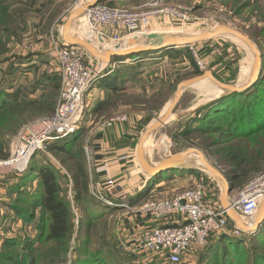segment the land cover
<instances>
[{"label":"rangeland","instance_id":"obj_1","mask_svg":"<svg viewBox=\"0 0 264 264\" xmlns=\"http://www.w3.org/2000/svg\"><path fill=\"white\" fill-rule=\"evenodd\" d=\"M9 1L12 3L14 1L17 2L22 0ZM153 1L154 0H105V2L102 3L107 6L110 4L113 5L109 7H119L133 10L145 7L151 4ZM159 1L162 2L164 8L167 9L168 12H166L164 15L153 16L149 25L143 30H139V33H135L136 31L127 33L121 31L118 32L116 29L107 28L105 29V32H107L106 34L108 38L105 39V41L101 40L98 33L95 32L90 34L91 30L86 24L83 12V14H81L75 20L73 19L71 21L69 34L71 32L73 36H68H70V38L74 37L79 40H84L85 42L88 41L98 48V50H107L115 45V47L126 50L124 52H127L134 47L145 44L147 37L150 35L173 33L183 35L204 34L211 32L212 30H215L221 26L236 30L250 38L261 54L262 68L264 62V0ZM93 2H95V0H41L38 3V5H41L39 6L40 9L39 7H36L33 11L27 12L24 17V22L19 17H13L12 20H9L7 25L8 31L5 35V40L10 50L8 57H12L13 55H34L32 57L34 59L33 64L38 66V72L32 71L31 73V69L28 68L31 77L35 75L39 76L42 73H49L52 75H57L61 78L57 60L53 58L50 53L52 50H54L56 45L65 44V26L71 14L75 10L81 9L83 6H87ZM245 4H247V6H245ZM17 7L20 8L19 5ZM99 28V30H101V27ZM116 34H118L120 38L125 37L122 39L125 41L124 44L121 43L122 40L113 44L114 42L111 40V37ZM217 36L218 34L215 37ZM187 50V53H185L186 50L182 51V54L185 56V61L182 63L179 59H170V54L171 56L176 54V51H173L174 53H172L171 50L154 55H148L151 57L148 61L146 57H141L142 62L138 66L139 71L146 70L148 67H151L152 69H155V71L151 73V76L148 77L147 75L141 74L140 81L134 83V91L114 94V98H112L109 103L111 108L104 111L103 113H100L98 118L91 120L94 121V123L90 127V130H77L71 136L75 135V137L79 136V138H81L80 133L82 132L87 133L88 131L92 132L97 129H104L109 127V124L112 125L118 121L131 122L132 126L134 125L135 132L136 129H138L140 126H143L142 132L139 135L137 134L136 140L134 141L133 147L136 148L133 152V158H129L130 161H134L135 153L137 154L139 144L143 137H145L149 127L158 119L165 118L167 116V113L173 104L178 86L182 82L198 77L192 75L194 67L191 65L189 55L191 56V59L197 64L199 69L203 72L199 76H203L205 73L211 72L213 77L219 82L231 85L237 84V87L245 86L252 77L251 68L255 57L251 53L247 44L237 38H234L233 36L220 35L213 40L199 43L196 46H190ZM82 52L86 54L87 60L92 58L93 64L95 66L98 64V61L94 59L89 53H87L86 50L82 49ZM195 55H197L198 60H196ZM199 63L202 64V67L199 66ZM23 80L24 79H22L21 82ZM223 93V90L208 78H205L200 83L184 90L175 108H173L171 113L165 118V124L160 127L159 130L148 134L149 137L147 138L149 141L147 143L146 139L143 141L141 149L143 151L142 156L144 161L146 162V158L151 164L157 161L161 163L173 155L188 150H196L202 155L204 160H206L211 166L215 167L222 175H224L223 171L220 170L218 166H216L217 160L213 155L215 149L203 151L200 148L190 146V142L195 139V137H193L194 135L189 137L186 141H184L182 138H175L177 137L178 132H180V129L187 117L194 114V112L199 109L198 107L205 106L214 100L216 101L217 98L221 97V94ZM86 97L87 95L84 98V110L79 119L78 128L82 119L85 117L84 115L86 114L85 107L88 104ZM115 106L117 107L115 108ZM101 117L103 118L101 119ZM123 118L125 119L123 120ZM148 119H151V122L145 126V121ZM42 122H44V120L36 119L28 124H25L19 132L30 129L37 130ZM14 137L15 135L8 140L9 153L11 144L14 141ZM80 143H82L81 145L84 147V153L86 157V166L89 174L90 184L89 191L92 198L97 200L93 196V183L100 182L101 184H107L110 180L115 182V179L111 177L106 181L95 180L90 168V158L92 157L90 149L91 147L89 145L90 143L85 140H81ZM47 148L48 146L45 148V150L40 152L43 153L46 158L53 161L54 164L59 165L58 168L61 166L63 169L61 172H63L72 183L71 167L73 166V163L69 161V163L62 166L60 161L63 158H69L66 156L64 157L63 155L53 154ZM75 151L76 147L74 149V152ZM188 156L193 160L201 161L200 156L196 154V152H191ZM198 166L204 169L199 171L203 173L201 177L203 179L202 182L199 178L198 181L194 183H188V185L181 189L180 193L177 195L171 196L155 194V197L174 198L186 191L196 189L199 187V185H201L203 188L205 201L215 205V202L221 194V190L216 188L215 179L206 171V168L203 167L202 163L198 162ZM141 169L142 168L140 166V170ZM27 170L23 174H17L11 171L10 175H8L9 178H0V240L14 236L20 238H31L40 234L39 229L35 227L36 223L34 221L36 219L29 221V224L25 223L23 219L13 224L10 221V218L7 219L5 216V213L8 212L5 204H9L11 200H15V198L18 196L14 193V191H17V188L13 189L14 184L16 183L17 178L24 175ZM141 172H144V170L142 169ZM105 173L109 177L108 171ZM263 176L264 174L256 176V178L252 180L245 188L230 193L232 200L246 192ZM37 182H39L38 179L33 181L32 184L28 182V189H34ZM170 186L172 187L174 184H171ZM10 189L11 191H9ZM111 192H103V195H110ZM62 195L64 196L65 200L71 203L72 207V221L74 228L70 239V245L74 247V245L77 243L75 239L77 237H82V240H86V244L82 249L84 252H96L98 250L101 252L99 257H97L99 260V263L97 264H155V262L159 264H165L163 263L164 260H161L153 255L145 253H134L133 255V251H136L135 246L133 245V242L130 243L127 241L130 235L125 236L122 234L123 227L120 222L123 220V214L133 213L137 215V207H133L131 210L128 209L127 212H121L124 211V206H127V204H120V207H113L101 202H97L95 206L89 210H86V207H84L82 203H77L74 201L72 186L70 183L69 187H64ZM262 204L263 201L260 202L258 207L259 209L252 220H248L246 222L244 220L243 221L247 224H253L255 219H257L259 212L261 211L260 208ZM139 205L140 203H138V206ZM24 208L27 209V207ZM28 210H30V208H28ZM35 214L38 217L39 210L36 209ZM238 218L240 217L238 216ZM44 225L46 226V224L42 223V226ZM263 227L262 229L261 227L256 229L254 232L242 231L239 235L232 234L233 237L240 239L241 245L239 246V249L243 255L240 259H236L235 262L238 261V263H235L233 260L230 262V264H250L253 256H255L257 253H264V249H261L260 251L255 249L253 250V253H247L245 251L246 248L249 249L251 243L254 245L260 244L258 240H253L256 238V236H258V239L264 238ZM261 232L263 233L261 234ZM133 239L136 240V238ZM0 243L2 242L0 241ZM1 245L2 244H0V249L3 250ZM50 247L51 245H48L47 248ZM202 250L203 249H197L194 255H190V253L187 252L186 255L181 259L180 264H210L205 263L204 260L200 259ZM13 251H15L16 254L23 253V251L18 248L14 249ZM54 256L55 251L51 250L45 253L43 258L46 262H50V264H58L57 260H54ZM95 260L97 259H92L91 264H96L94 263ZM213 260L214 257L212 254L209 257L208 262H212ZM8 263L9 262H0V264Z\"/></svg>","mask_w":264,"mask_h":264},{"label":"trees","instance_id":"obj_2","mask_svg":"<svg viewBox=\"0 0 264 264\" xmlns=\"http://www.w3.org/2000/svg\"><path fill=\"white\" fill-rule=\"evenodd\" d=\"M40 1L22 0L11 3L9 0H0V160L9 157L8 140L16 136L25 124L53 116L59 99L60 77L49 73L31 77L29 69L31 73L38 72V66L33 64L34 55L8 57L10 50L5 35L9 20L19 17L24 22L25 14L41 6L38 5ZM102 2L105 0H98V3L103 4ZM18 5L20 8L17 7ZM187 49L189 47L172 49V53L176 51V54L174 56L170 54V59L184 62L185 56L182 51L186 50L187 53ZM165 51L168 50L137 54L130 58L136 59ZM125 59L128 58L115 56L111 58V63L115 64ZM189 59L194 67L192 75H201L203 72L190 55ZM22 79L24 80L21 82ZM150 122L151 119L146 120L145 126ZM142 128L143 126H140L136 129V134L139 135ZM191 136L195 139L190 142V146L203 151L215 149L213 155L217 160L216 166L223 171L231 193L245 188L256 176L264 174V62L257 82L250 88L202 106L187 117L175 138L186 141ZM74 137L75 135L69 136L49 142L47 145V149L53 154L69 158L60 161L62 166L69 161L73 163L72 183L61 172L62 167L58 168L59 165L54 164L41 152L34 154L27 172L17 178L13 189L17 188L14 193L18 196L9 204H5L8 210L5 216L7 219L10 218L13 224L22 219L29 224V221L36 219L35 227L39 229L40 234L31 238L14 236L1 239L3 250L0 249V262L50 264L44 260L43 255L52 250L55 251L54 260H57L58 264H91L92 259H97L94 263H99L97 257L101 252L99 250L84 252L82 249L86 240H82V237L75 239L77 243L74 247L70 245L74 225L71 203L62 195L64 187H69L70 183L74 201L82 203L86 210L98 202L92 198L89 191V174L84 147L80 143L81 138ZM37 179L39 182L35 188L28 189L27 183L32 184ZM36 209L39 210L38 217L35 214ZM42 223L46 226H42ZM263 226L264 224L261 229ZM234 230V227L228 225L227 234L212 236L203 248L200 259L210 264H230L231 261L240 259L243 255L239 249L240 239L230 234ZM255 240L260 244L251 243L249 249H245L247 253H253L255 249L257 251L264 249V238L258 239L256 236L253 241ZM48 245L51 247L47 248ZM16 248L23 253L16 254L13 251ZM212 254L214 260L208 262ZM155 264L159 263L155 262ZM250 264H264V253L253 256Z\"/></svg>","mask_w":264,"mask_h":264},{"label":"built area","instance_id":"obj_3","mask_svg":"<svg viewBox=\"0 0 264 264\" xmlns=\"http://www.w3.org/2000/svg\"><path fill=\"white\" fill-rule=\"evenodd\" d=\"M166 12L168 10L159 0L133 10L97 3L85 11L84 19L90 30L98 33L105 41L108 38L105 32L107 28L118 32L139 33V30L149 25L153 16L164 15ZM111 38L115 44L125 37L120 38L116 34ZM50 55L57 60L61 75L56 111L37 130H23L14 137L9 157L0 160L1 169L9 168L14 173L23 174L35 153L45 150L49 142L69 137L78 130L79 119L84 110V98L98 79L101 66H95L91 59L87 60L81 48L67 44L56 45ZM195 57L198 60L197 55ZM199 66L202 67V64L199 63ZM115 186L112 180L107 184L95 182L93 196L98 202L110 205L103 192H111ZM263 199L264 176L246 192L231 200L229 207L246 222L254 218ZM124 207L130 209L128 205ZM137 208L139 214L158 222L172 217L180 220L181 223L177 225L147 229L134 244L136 251L133 254L153 255L164 260L165 264H180L191 247L203 249L212 236L228 233L227 212L205 201L201 185L174 198L152 196ZM240 233L235 228L234 234Z\"/></svg>","mask_w":264,"mask_h":264},{"label":"crops","instance_id":"obj_4","mask_svg":"<svg viewBox=\"0 0 264 264\" xmlns=\"http://www.w3.org/2000/svg\"><path fill=\"white\" fill-rule=\"evenodd\" d=\"M69 35H72L71 32ZM64 43L66 44L65 41ZM146 58L148 61L151 57L146 56ZM90 59L92 60V58ZM96 60L98 61L97 66H102L99 59ZM141 62V58H128L124 61L108 65L88 91L86 97L88 104L85 107L86 114L84 115L85 117L82 119L78 130H90V127L94 123V121L91 120L98 118L100 113L111 108L109 103L110 100L114 98V94L134 91V83L140 81L141 74L147 75L148 77L151 76V73L154 72L155 69L148 67L146 70L139 71L138 66ZM116 107L117 106H115V108ZM102 118L103 117H101V119ZM80 136L82 141L85 140L90 143L89 145L92 154V157L90 158V168L95 180L106 181L111 177L115 179L116 186L110 195H107L110 202L109 206L120 207V204H127L128 207L131 206L129 209L131 210L133 207H138V203L142 204L144 201L148 200V198L155 196V194L177 195L180 193L181 189L188 185V183L198 181L203 175V173L199 172L203 168L198 166V162H202L200 160L192 159L189 161V165L185 164L182 165V168L163 172L162 175H156L157 177L153 176L151 183H146L145 181L148 176L145 170L144 172H141L143 168L141 167L142 169L140 170L137 154L135 153L134 161H130L129 159L133 158V152L136 148L133 146L137 137V134L134 131V125L132 126V123L129 121H118L104 129H97L92 132L88 131L87 133L82 132L80 133ZM145 160L147 164H151L146 158ZM153 165L150 166L153 167ZM187 166H190L191 169H188ZM104 171H108L109 177ZM10 173L11 169L9 168L1 169L0 178H9L8 175H10ZM171 184H174V186L171 187ZM215 185L216 188L221 190V194L215 202V205L224 211L225 205L221 200L223 188L217 181L215 182ZM231 200L232 198L229 194L226 206L229 207ZM127 210L128 209L125 208L124 211L121 212H127ZM228 220L229 226L237 228V225L231 218H229V216ZM120 223L123 227L122 234L125 236L130 235L128 238L129 240L127 239V241L130 243L133 242L134 245L149 228L173 226L180 224L181 222L173 217L158 222L140 215L139 213L137 215L133 213H125L123 214V220ZM133 238H136V240ZM195 251H197V249L191 247L188 253L194 255Z\"/></svg>","mask_w":264,"mask_h":264},{"label":"water","instance_id":"obj_5","mask_svg":"<svg viewBox=\"0 0 264 264\" xmlns=\"http://www.w3.org/2000/svg\"><path fill=\"white\" fill-rule=\"evenodd\" d=\"M97 3H98V0H95V2H93L92 4H89L87 6H83V8L77 9L71 14V16H70V18H69V20L65 26V42L67 45H69L71 47L82 48V49L86 50L87 53H89L94 58L99 59L101 64H102L101 68H99V71H100L99 76L108 67V65L111 64V58L115 57V56L122 57V58H130L131 56L137 55V54L160 52L162 50L181 49V48L197 45V44L205 42V41L213 40L220 35L233 36L234 38L241 40L242 42H244L245 44H247L249 46V49L255 58H254V63H253L252 68H251V70H252L251 76L252 77L249 79L248 83L245 86L237 87V84L231 85V84L221 83L213 77L211 72H207L203 76H198L192 80L182 82L178 86L177 92L175 94V98L173 100V104H172V107L170 110V113L173 110V108H175L177 103L179 102V99L181 97L182 92L184 90H186L187 88L200 83L205 78L210 79L220 89L223 90L224 93L221 94V97L217 98V100L224 97V96H227V95L244 92L245 90L250 88L255 82H257V80L259 78V74L261 72V54H260L259 50L256 48V46L253 44V42L250 40L249 37L245 36L244 34L238 32L236 30L221 27V26L219 27L220 31H219L217 37H215L211 34H207V33L206 34H195V35L194 34L193 35H183V34H178V33L160 34V35L154 34V35H150L147 37V41L145 42V44H143L141 46L134 47L127 52L108 51V52H105L104 54H101L99 50L95 49L88 42L79 40L77 38H70V36H68L71 21L73 19L75 20L77 17H79L81 14H83V12L85 13L86 10L90 9L92 6L96 5ZM254 71H255V73H254ZM198 108H200V107H198ZM164 124H165V119H158L155 123H153L149 127V129L147 130V133L145 134V137L148 134H151V133L155 132L156 130H159L160 127H162ZM145 137H143V139L141 140V142L139 144V147L137 150V154H138L137 157H138V161H139L140 166L147 173L148 178H146V181H145L146 183L147 182L151 183L153 176H156L160 173H163V172H166L169 170H175L176 168H182L183 167L182 165H185V164L189 165L190 164V162H189L190 160L188 159L189 153H191V152L195 153L196 152V154H198L200 156L203 167L206 168V171L223 188V194H222L221 200H222L223 204L225 205L224 210L227 212V215L229 216V218H231L235 222V224L237 225L236 229H238L241 232L242 231L243 232H254L256 229H259L264 224V200H263V204L260 208L262 210L261 211L262 213H261V216L257 219L256 226H254V227L250 226V225L247 226V225H243L240 222V220L238 219V216L232 210H230V207L226 206V203L228 201V196L231 193L230 185L228 186L227 179L215 167L211 166L206 160H204V158H202V155L198 151L188 150V151H185V152L171 156L170 158L164 160L163 162H161L159 165H157L155 167L149 166L143 160V157H142L143 151L141 148H142V143L145 140ZM187 168L191 169L190 166H187ZM230 234L234 235V231L231 232Z\"/></svg>","mask_w":264,"mask_h":264},{"label":"bare ground","instance_id":"obj_6","mask_svg":"<svg viewBox=\"0 0 264 264\" xmlns=\"http://www.w3.org/2000/svg\"><path fill=\"white\" fill-rule=\"evenodd\" d=\"M219 31H220V28H216L215 30H212L211 32H207V34H211V35H213V36H216L218 33H219ZM91 33H94V32H92V31H90V34ZM204 34H206V33H204ZM72 38H74V37H72ZM82 41H84V40H82ZM86 42H88V41H86ZM89 44H91L90 42H88ZM122 44H124L125 43V41L124 40H122V42H121ZM95 49H97L98 50V48H96L93 44H91ZM122 48V47H121ZM110 50H112V51H115V52H124V51H126V50H122V49H119L118 47H115V45L112 47V48H109V49H107V50H99L100 51V53L101 54H104L105 53V51H110ZM255 73V72H254ZM172 107V106H171ZM171 110V109H170ZM170 110H169V112L167 113V116L170 114ZM166 116V117H167ZM165 117V118H166ZM165 118H161V119H165ZM147 137H149V135L148 136H146L145 137V139H146V143L149 141V139L147 138ZM149 146V145H148ZM143 157V156H142ZM189 160H192L191 159V157H189L188 158ZM144 160V159H143ZM156 163H159L160 164V162H156ZM155 162L153 163V164H155V165H153V164H150V165H153L154 167L155 166H157V165H159V164H156ZM263 201V200H262ZM259 209V208H258ZM258 211V210H257ZM262 211V210H261ZM259 212V214H258V216H257V219L261 216V213L262 212ZM255 216V215H254ZM239 220H240V222L243 224V225H247V226H256V222H257V219H255V222L253 223V224H247V223H245L243 220H241V218H238Z\"/></svg>","mask_w":264,"mask_h":264}]
</instances>
